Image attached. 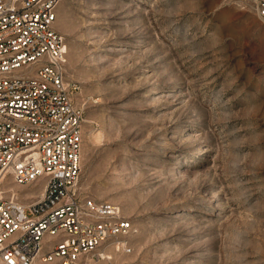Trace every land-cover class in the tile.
Listing matches in <instances>:
<instances>
[{"label": "rangeland", "instance_id": "obj_1", "mask_svg": "<svg viewBox=\"0 0 264 264\" xmlns=\"http://www.w3.org/2000/svg\"><path fill=\"white\" fill-rule=\"evenodd\" d=\"M261 0H66L83 195L140 234L116 264H264ZM11 190L35 198L40 189ZM5 192V195L4 193Z\"/></svg>", "mask_w": 264, "mask_h": 264}, {"label": "built area", "instance_id": "obj_2", "mask_svg": "<svg viewBox=\"0 0 264 264\" xmlns=\"http://www.w3.org/2000/svg\"><path fill=\"white\" fill-rule=\"evenodd\" d=\"M65 1L0 0V185L41 188L0 200V264H116L140 234L80 187L84 111L56 30Z\"/></svg>", "mask_w": 264, "mask_h": 264}, {"label": "bare ground", "instance_id": "obj_3", "mask_svg": "<svg viewBox=\"0 0 264 264\" xmlns=\"http://www.w3.org/2000/svg\"><path fill=\"white\" fill-rule=\"evenodd\" d=\"M2 193H3V192H2ZM4 194H5V193H4ZM27 196L29 197V195H27ZM2 198H3V197L0 195V200H2ZM29 198H30V197H29ZM30 200H31V199H30Z\"/></svg>", "mask_w": 264, "mask_h": 264}]
</instances>
